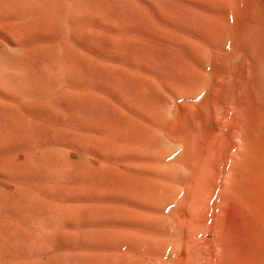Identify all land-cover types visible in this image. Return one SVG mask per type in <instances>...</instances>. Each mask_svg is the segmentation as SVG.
<instances>
[{
  "label": "bare ground",
  "instance_id": "obj_1",
  "mask_svg": "<svg viewBox=\"0 0 264 264\" xmlns=\"http://www.w3.org/2000/svg\"><path fill=\"white\" fill-rule=\"evenodd\" d=\"M1 49L50 60L66 264H264V0H0Z\"/></svg>",
  "mask_w": 264,
  "mask_h": 264
},
{
  "label": "rangeland",
  "instance_id": "obj_2",
  "mask_svg": "<svg viewBox=\"0 0 264 264\" xmlns=\"http://www.w3.org/2000/svg\"><path fill=\"white\" fill-rule=\"evenodd\" d=\"M37 33L42 38L51 31ZM32 55L25 54L15 66L18 59L0 50V264H66L57 211L62 205V123L51 120L45 81L50 60ZM3 64L12 68L3 71Z\"/></svg>",
  "mask_w": 264,
  "mask_h": 264
}]
</instances>
